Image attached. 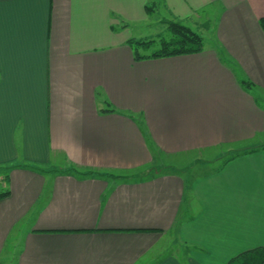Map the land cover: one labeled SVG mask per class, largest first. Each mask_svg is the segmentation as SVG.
Segmentation results:
<instances>
[{
	"label": "crops",
	"instance_id": "1",
	"mask_svg": "<svg viewBox=\"0 0 264 264\" xmlns=\"http://www.w3.org/2000/svg\"><path fill=\"white\" fill-rule=\"evenodd\" d=\"M151 17L204 50L135 60L130 27ZM263 22L264 0H0V264H229L264 248ZM206 153L226 158L191 179L144 170Z\"/></svg>",
	"mask_w": 264,
	"mask_h": 264
},
{
	"label": "trees",
	"instance_id": "2",
	"mask_svg": "<svg viewBox=\"0 0 264 264\" xmlns=\"http://www.w3.org/2000/svg\"><path fill=\"white\" fill-rule=\"evenodd\" d=\"M131 43L135 60L138 61L197 54L201 53L205 47L204 39L200 35L179 22H170L167 34L157 39L147 41L131 40ZM155 45L158 47L152 54L142 55L139 51L141 48L151 50ZM77 174L80 175L81 173ZM90 175H93V173H87L83 176ZM9 195L8 190L0 187V200L7 198ZM229 264H264V248L246 252Z\"/></svg>",
	"mask_w": 264,
	"mask_h": 264
},
{
	"label": "rangeland",
	"instance_id": "3",
	"mask_svg": "<svg viewBox=\"0 0 264 264\" xmlns=\"http://www.w3.org/2000/svg\"><path fill=\"white\" fill-rule=\"evenodd\" d=\"M164 28V27H163ZM161 27L160 24H157L154 22V17H151V21L147 24V25H142V26H131L130 29L135 37V39H140V41H147V40H152V39H157L158 36H156V33H159V35H166L167 31L164 32V29ZM163 33V34H162ZM207 41V45H215L213 42V38L209 35L206 38ZM158 46H154L151 50H145V49H140V53L142 55H149L152 54L154 52V50L157 49ZM257 96V100L261 103V105L264 106V93L262 92H257L256 93ZM61 155H63L61 153ZM57 157L55 158L56 163H62V164H55L52 163V165L50 166L51 169L60 167V165H64V162H66L67 160L65 159L64 156H59L56 155ZM212 158H215V156L209 155L208 153L203 154V157L200 158L199 155H191V156H186V157H164V156H160L157 157V163H154L152 165H149L148 167L144 168V170H146L145 172L148 173L147 169H154L152 170L153 172L150 174L153 175L156 172H159L160 174L169 172L170 170H172L174 173H177L179 175L184 176L185 179H191L192 177H196V176H201V175H205L207 173H210L211 171H213L215 169V167H218L221 163L220 161H223L225 158H223V160L219 159V156L217 157L218 159H216L213 164H207V161H210ZM209 159V160H207ZM68 163V162H67ZM69 164V163H68ZM67 168H69L67 165L65 166ZM48 169V167H47ZM179 169L181 171H179ZM177 171V172H176ZM144 172V173H145ZM172 172V173H173ZM6 172H2L0 171V178L2 176L5 175ZM122 175H127V174H122ZM169 247V246H168ZM171 251L173 252H178V245H172L171 248H169ZM183 251H185V249H183ZM179 253L181 255H184L181 251H179Z\"/></svg>",
	"mask_w": 264,
	"mask_h": 264
}]
</instances>
